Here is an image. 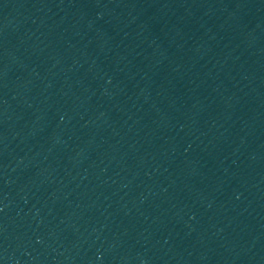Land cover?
Instances as JSON below:
<instances>
[{
	"label": "water",
	"instance_id": "95a60500",
	"mask_svg": "<svg viewBox=\"0 0 264 264\" xmlns=\"http://www.w3.org/2000/svg\"><path fill=\"white\" fill-rule=\"evenodd\" d=\"M0 264H264V0H0Z\"/></svg>",
	"mask_w": 264,
	"mask_h": 264
}]
</instances>
